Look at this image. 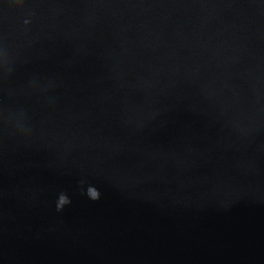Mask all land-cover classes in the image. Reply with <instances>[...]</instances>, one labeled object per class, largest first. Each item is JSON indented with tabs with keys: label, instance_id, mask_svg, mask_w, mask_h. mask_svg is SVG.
I'll return each mask as SVG.
<instances>
[{
	"label": "water",
	"instance_id": "1",
	"mask_svg": "<svg viewBox=\"0 0 264 264\" xmlns=\"http://www.w3.org/2000/svg\"><path fill=\"white\" fill-rule=\"evenodd\" d=\"M2 74L0 264H264V0H0Z\"/></svg>",
	"mask_w": 264,
	"mask_h": 264
},
{
	"label": "bare ground",
	"instance_id": "2",
	"mask_svg": "<svg viewBox=\"0 0 264 264\" xmlns=\"http://www.w3.org/2000/svg\"><path fill=\"white\" fill-rule=\"evenodd\" d=\"M0 77L3 78V81H6L9 86H11L9 82V78L6 74H2ZM5 109L6 107L4 106L1 107L0 113H2L3 111H6ZM7 119H8V114H7ZM9 122H10V133L8 135L7 142L5 143V147L0 149V159L2 158V156H4L6 152L8 151L10 152L14 145V140H15V135H16V123L14 122V120L13 121L11 120V117H10Z\"/></svg>",
	"mask_w": 264,
	"mask_h": 264
},
{
	"label": "clouds",
	"instance_id": "3",
	"mask_svg": "<svg viewBox=\"0 0 264 264\" xmlns=\"http://www.w3.org/2000/svg\"><path fill=\"white\" fill-rule=\"evenodd\" d=\"M100 193L95 189H91V197L93 199H99ZM70 203L68 198L66 196H61L60 197V202H59V207L62 208L65 204Z\"/></svg>",
	"mask_w": 264,
	"mask_h": 264
},
{
	"label": "rangeland",
	"instance_id": "4",
	"mask_svg": "<svg viewBox=\"0 0 264 264\" xmlns=\"http://www.w3.org/2000/svg\"><path fill=\"white\" fill-rule=\"evenodd\" d=\"M0 132H1V129H0Z\"/></svg>",
	"mask_w": 264,
	"mask_h": 264
}]
</instances>
